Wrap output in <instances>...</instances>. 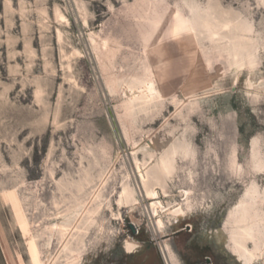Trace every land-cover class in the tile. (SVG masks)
<instances>
[{
	"label": "rangeland",
	"instance_id": "1",
	"mask_svg": "<svg viewBox=\"0 0 264 264\" xmlns=\"http://www.w3.org/2000/svg\"><path fill=\"white\" fill-rule=\"evenodd\" d=\"M172 142L162 232L140 174ZM204 257L264 264V0H0V264Z\"/></svg>",
	"mask_w": 264,
	"mask_h": 264
},
{
	"label": "bare ground",
	"instance_id": "2",
	"mask_svg": "<svg viewBox=\"0 0 264 264\" xmlns=\"http://www.w3.org/2000/svg\"><path fill=\"white\" fill-rule=\"evenodd\" d=\"M206 26L211 30L212 37H215L218 35V33L214 30L213 26H210L209 24H206ZM150 95L151 94H149V95L147 94L146 96H143L144 99L142 101L141 107H139L141 110L148 106L149 101H150V97H151ZM186 151L187 150L185 149L184 144H178L176 142L175 143L172 142V144L168 148H166L165 151L163 152L159 162L157 164H155V166L152 167L150 170H148L146 172V174H143V173L140 174L141 190H142L143 194L145 195V197L148 200L152 201V203L149 207V210L151 212V215L153 213L155 216L158 217L157 225L162 232L164 231L166 225H165V222L163 221L162 217L160 216V214H161L160 211H162V212L169 211L172 216L178 217V218L184 217L186 215V210L182 206L177 208V209L166 210V207L163 205V203L160 200L159 192L157 191V187H160L165 195L168 194V190H167L168 181L172 180L174 178V174L177 170V165L179 163L178 159L180 157H183L185 159V152ZM150 157L152 158V156H150ZM135 160H136V163L138 166L139 161H138V159H135ZM138 168H139V166H138ZM187 195H188V193H187ZM163 198H165V197H163ZM187 200H189V198H187ZM121 204H124L128 207H134V206L139 204L138 199L135 197L134 190L131 188V185L129 184V182H125L123 184V193L121 196ZM174 207H176V206H174ZM187 208L188 209L192 208L190 203L187 204ZM136 217L138 218V216H136ZM243 222L244 221H242L241 223H243ZM252 239H253V235H252L251 227L244 226V227L239 228V230L235 234V243H236L237 249L241 252H244V253H250V250L248 249V245L250 244V241ZM128 240H130V239H128ZM136 242L127 241L126 247H127V250L129 253L134 254V253H137V251L142 249L139 242L138 243H136Z\"/></svg>",
	"mask_w": 264,
	"mask_h": 264
},
{
	"label": "flooded vegetation",
	"instance_id": "3",
	"mask_svg": "<svg viewBox=\"0 0 264 264\" xmlns=\"http://www.w3.org/2000/svg\"><path fill=\"white\" fill-rule=\"evenodd\" d=\"M196 264H216L210 257H204V260Z\"/></svg>",
	"mask_w": 264,
	"mask_h": 264
}]
</instances>
